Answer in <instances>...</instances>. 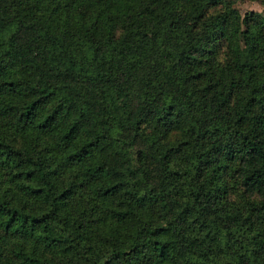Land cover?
Here are the masks:
<instances>
[{"label":"trees","instance_id":"16d2710c","mask_svg":"<svg viewBox=\"0 0 264 264\" xmlns=\"http://www.w3.org/2000/svg\"><path fill=\"white\" fill-rule=\"evenodd\" d=\"M0 0V264H264V0Z\"/></svg>","mask_w":264,"mask_h":264},{"label":"rangeland","instance_id":"374dc122","mask_svg":"<svg viewBox=\"0 0 264 264\" xmlns=\"http://www.w3.org/2000/svg\"><path fill=\"white\" fill-rule=\"evenodd\" d=\"M238 13L243 16L249 11H261L262 7L258 0H240L234 4Z\"/></svg>","mask_w":264,"mask_h":264}]
</instances>
